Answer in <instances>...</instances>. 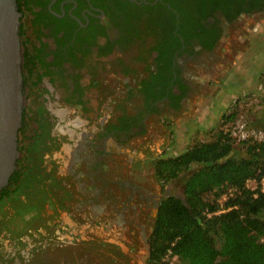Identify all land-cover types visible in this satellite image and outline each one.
I'll list each match as a JSON object with an SVG mask.
<instances>
[{
	"label": "flooded vegetation",
	"instance_id": "af4514ba",
	"mask_svg": "<svg viewBox=\"0 0 264 264\" xmlns=\"http://www.w3.org/2000/svg\"><path fill=\"white\" fill-rule=\"evenodd\" d=\"M204 1L210 0H16L24 96L18 140L19 132L28 124V111L35 110L37 138L46 141L41 140L45 143L40 148L43 158H55L56 153L59 157L43 162L40 168L46 164V169L59 167L62 173L69 169L76 178L79 173L88 175L92 183L86 187L77 181L78 189L88 191L92 204L99 205L94 202L103 188L97 180L106 182L108 163L103 164L102 172L98 161L123 154V148L147 132L150 116L166 115L168 109L174 114L184 113L188 98L212 74V62L231 26L264 11V4H258L250 13L248 9L255 5L240 0L231 15L223 10L222 3L209 12L204 11ZM27 3L32 11L25 14ZM29 99L37 107L27 104ZM22 144L20 136L21 151ZM64 152L68 160L61 157ZM122 183L128 187L127 181ZM167 193L153 197L150 205L156 208L155 218ZM150 200L147 197V204ZM116 222L120 225L129 220L119 216ZM110 225L100 221L97 232L110 236L109 242L104 239L105 246L121 250L107 252L102 262L94 258L90 264H133L129 254H124L127 245L124 247L122 241L126 236L112 240L107 232ZM153 230L154 225L146 234L142 227L133 247L129 245L132 250L135 242L147 246L149 253L143 256L146 264L150 263ZM56 237L58 247L54 248L72 257L73 264L78 263L87 245L83 236L56 229ZM20 251L21 257L14 264L45 263L42 257Z\"/></svg>",
	"mask_w": 264,
	"mask_h": 264
},
{
	"label": "rangeland",
	"instance_id": "374dc122",
	"mask_svg": "<svg viewBox=\"0 0 264 264\" xmlns=\"http://www.w3.org/2000/svg\"><path fill=\"white\" fill-rule=\"evenodd\" d=\"M226 36L212 62V74L202 88L188 98L184 113L174 114L168 109L167 116H150L147 132L134 142L130 141L132 145L129 143L123 148V154H114L108 161H98L97 166L102 172L103 164L108 163V167L106 182L97 180L103 188V193L94 202H99L97 207L90 201L92 195L88 191L78 189L77 181L85 183L86 187L92 183L88 175L81 176L79 173L76 178L69 174V169L62 173L59 167L46 169V164L40 168L43 162L59 157L56 153L55 158H43L40 148L45 139L36 135L38 112L28 111V124L25 130L19 132L23 148L17 162L19 172L13 183L19 184L22 178L20 172L28 170L39 174L40 180L37 186L35 183V186L25 185L18 192L13 187V190L0 194V264H14L21 257L20 250L42 257L44 264H73L72 257L54 248L58 247L54 244L57 242L56 229L69 235L80 234L86 240L88 246H83L79 262L74 264H90L94 258H100L102 262L105 253L121 249L105 246L103 241L110 236L97 232L100 221L110 222L107 232L111 233L112 240L126 236V241H122L124 247L125 243L127 245L124 254H129L126 256L133 259V264H146L143 256L149 253L147 246L144 247L143 242H135L136 247L132 250L129 245L133 247V239H138L142 227L146 234L151 233L156 214V208L150 205L154 202L153 197L157 198V195L167 191L184 195V176L187 174H181L163 185L155 176L157 160L178 156L200 143L215 140L220 131L229 126L224 117L233 112L242 111L240 115L248 118L253 126L264 129L263 122L257 119L264 115V11L233 24ZM28 102L37 107L31 99ZM77 112H81L79 108ZM235 146L232 155L247 154L246 147L236 142ZM61 157L68 160L67 152ZM77 168L80 169V165ZM123 181L128 182V187L123 185ZM259 184L264 189V178L260 182L256 179L247 182L251 189ZM147 197L151 199L149 204ZM218 200L221 203L225 201L223 197ZM119 216H124L129 223L119 225L116 222ZM63 255L67 258L61 257ZM127 257L125 261H129Z\"/></svg>",
	"mask_w": 264,
	"mask_h": 264
},
{
	"label": "trees",
	"instance_id": "16d2710c",
	"mask_svg": "<svg viewBox=\"0 0 264 264\" xmlns=\"http://www.w3.org/2000/svg\"><path fill=\"white\" fill-rule=\"evenodd\" d=\"M239 2L204 1V11L211 12L222 3L223 10L231 15ZM250 2L255 5L248 9L250 13L258 4H264L263 0ZM23 10L28 14L32 7L27 3ZM229 117L232 116L224 119ZM240 144L246 147L247 154L232 155L235 139L222 130L215 140L200 143L178 156L157 160L156 177L163 185L187 173L186 203L175 194L161 199L150 237L149 264H159L169 250L179 256L180 262L175 264H264V189L261 184L255 189L247 186L248 180L260 182L264 178V141ZM18 172L11 177L13 180ZM20 174V183L14 185L11 180L0 194L13 187L18 192L40 179L31 170ZM228 187L238 190L221 203L218 199Z\"/></svg>",
	"mask_w": 264,
	"mask_h": 264
},
{
	"label": "water",
	"instance_id": "95a60500",
	"mask_svg": "<svg viewBox=\"0 0 264 264\" xmlns=\"http://www.w3.org/2000/svg\"><path fill=\"white\" fill-rule=\"evenodd\" d=\"M19 18L16 0H0V190L10 184L21 156L18 130L24 96ZM178 197L186 203L184 195Z\"/></svg>",
	"mask_w": 264,
	"mask_h": 264
},
{
	"label": "built area",
	"instance_id": "2783aa9c",
	"mask_svg": "<svg viewBox=\"0 0 264 264\" xmlns=\"http://www.w3.org/2000/svg\"><path fill=\"white\" fill-rule=\"evenodd\" d=\"M243 107V105H241ZM242 112V111H241ZM241 112L234 114H230V116L225 120L228 121V128L223 130L226 134H230L231 137L235 139L236 143H241L243 141L247 142H255V141H264V129L262 126H253L248 118L243 117ZM240 115V116H239ZM236 187H228L222 197L224 200L228 198V196L232 195L237 191ZM224 207V206H223ZM224 211L220 210L219 212ZM179 260V256L173 254L171 250L159 261V264H175Z\"/></svg>",
	"mask_w": 264,
	"mask_h": 264
},
{
	"label": "crops",
	"instance_id": "0c3cea01",
	"mask_svg": "<svg viewBox=\"0 0 264 264\" xmlns=\"http://www.w3.org/2000/svg\"><path fill=\"white\" fill-rule=\"evenodd\" d=\"M257 119H258V121H261V123L263 122V124H264V115L261 114L260 116H258ZM261 125H262V124H261ZM177 262H180V260H178ZM177 262H176V263H177Z\"/></svg>",
	"mask_w": 264,
	"mask_h": 264
}]
</instances>
